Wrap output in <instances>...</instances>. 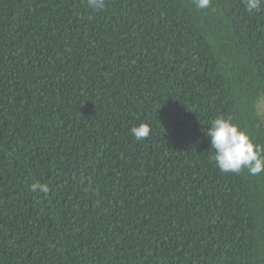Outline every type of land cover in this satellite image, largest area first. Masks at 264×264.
<instances>
[{
    "label": "trees",
    "instance_id": "obj_1",
    "mask_svg": "<svg viewBox=\"0 0 264 264\" xmlns=\"http://www.w3.org/2000/svg\"><path fill=\"white\" fill-rule=\"evenodd\" d=\"M220 116L264 148V5L0 0V264H264Z\"/></svg>",
    "mask_w": 264,
    "mask_h": 264
},
{
    "label": "clouds",
    "instance_id": "obj_2",
    "mask_svg": "<svg viewBox=\"0 0 264 264\" xmlns=\"http://www.w3.org/2000/svg\"><path fill=\"white\" fill-rule=\"evenodd\" d=\"M249 12L258 11L264 0H243ZM88 6L102 11L106 7V0H87ZM198 9H207L211 0H193ZM151 129L146 124H140L131 129V134L137 140H144L150 136ZM210 140L211 148L215 150L213 157L217 168L223 173H239L247 169L252 175L264 172V148L255 144L249 135L223 116L211 122V127L205 132Z\"/></svg>",
    "mask_w": 264,
    "mask_h": 264
}]
</instances>
